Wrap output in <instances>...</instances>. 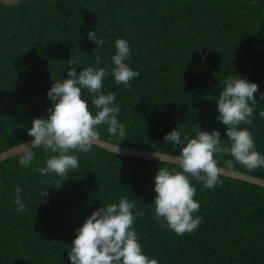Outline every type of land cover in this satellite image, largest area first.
<instances>
[{
  "label": "trees",
  "instance_id": "trees-1",
  "mask_svg": "<svg viewBox=\"0 0 264 264\" xmlns=\"http://www.w3.org/2000/svg\"><path fill=\"white\" fill-rule=\"evenodd\" d=\"M105 44L89 39L95 30ZM130 42V66L140 75L131 86L111 74L115 40ZM89 65L108 72L101 91L114 92L123 138L98 125V138L179 154L165 142L167 132L219 129L216 98L220 81L240 74L264 93V0H21L0 3V153L33 139L34 117L47 116V91L67 69ZM88 96L95 95L84 90ZM258 101L251 125L264 154V118ZM89 108H92L89 98ZM0 162V264H71L68 247L85 219L121 196L142 211L134 227L143 251L159 264H264V187L220 175L214 188L189 176L203 219L192 232L177 235L154 213V176L178 164L125 157L92 145L77 153L79 166L58 177L41 175L50 151L31 149ZM219 166L264 178V167L248 169L229 152L214 154ZM230 162V163H229ZM62 179H64L62 181ZM61 183V184H60ZM60 184V185H59ZM20 186L27 211H17ZM48 188V189H47ZM47 189V193L43 196Z\"/></svg>",
  "mask_w": 264,
  "mask_h": 264
},
{
  "label": "clouds",
  "instance_id": "clouds-1",
  "mask_svg": "<svg viewBox=\"0 0 264 264\" xmlns=\"http://www.w3.org/2000/svg\"><path fill=\"white\" fill-rule=\"evenodd\" d=\"M2 2L4 0H0ZM88 37L96 42L94 51L105 44L96 29L90 30ZM114 44L116 50L111 57V74L117 84L130 87V81L140 75L128 63L130 42L118 37ZM107 72L104 67L92 65L81 67L77 72L72 66L67 69L66 78L54 80L48 89L47 97L52 102L47 109L48 115L34 117L27 130L33 138V147L43 146L53 153L43 167L36 169L41 175L55 173L64 178L76 170L79 166L77 153L91 149L98 138V125H107L110 135L120 138L127 135L125 125L118 118L120 108L116 94L101 91ZM220 86L215 100L219 113L216 119L226 126L224 133L230 145L223 143L219 129L199 128L193 134L184 130V123L164 136L165 142L174 147L181 146L179 155L175 156L180 170L168 166L158 168L154 176L156 195L152 204L155 216L177 235L194 231L202 222L200 215H194L199 212L200 203L194 199L196 187L189 176L199 179L204 187L214 188L221 173L214 154L229 152L250 170L264 167V154L257 150L251 129L239 127L241 123L252 124L254 110L258 101H264V93L257 97L258 84L240 74L225 77ZM85 89L95 95H86ZM258 115L264 118V107L260 108ZM33 147L27 148L20 157L21 165H27L33 159ZM20 192L17 185L14 203L17 211H27ZM142 214L136 208L135 200L127 196H121L118 202L102 204L75 229L76 235L68 247L71 264H159L157 258L143 251L136 233L134 222Z\"/></svg>",
  "mask_w": 264,
  "mask_h": 264
},
{
  "label": "water",
  "instance_id": "water-1",
  "mask_svg": "<svg viewBox=\"0 0 264 264\" xmlns=\"http://www.w3.org/2000/svg\"><path fill=\"white\" fill-rule=\"evenodd\" d=\"M19 1L21 0H4V2L2 3L6 5H14V4H17ZM31 141L32 139L1 152L0 162L7 160L9 158H12L14 156L23 154L25 151L28 150L27 148L33 147L31 144ZM93 145H96L109 152L116 153L118 155L125 156V157H135V158H141V159H147V160H153V161L168 162V163H173V164H177L175 160V156L179 155V154H172V153H167V152H159V151H154V150H149V149H143V148L134 147V146L115 144V143L109 142L101 138H97L96 141L93 143ZM33 148H36V147H33ZM156 152L160 153V154H157L159 157L156 155ZM219 167L221 168L220 175L264 187V178L253 176L251 174L237 171L234 169L225 168L223 166H219Z\"/></svg>",
  "mask_w": 264,
  "mask_h": 264
}]
</instances>
